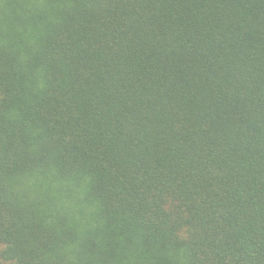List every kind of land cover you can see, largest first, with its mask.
<instances>
[{"label": "trees", "instance_id": "16d2710c", "mask_svg": "<svg viewBox=\"0 0 264 264\" xmlns=\"http://www.w3.org/2000/svg\"><path fill=\"white\" fill-rule=\"evenodd\" d=\"M0 264H264V0H0Z\"/></svg>", "mask_w": 264, "mask_h": 264}]
</instances>
